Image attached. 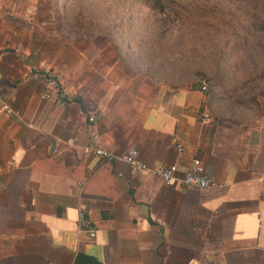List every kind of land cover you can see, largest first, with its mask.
<instances>
[{
  "label": "crops",
  "instance_id": "1",
  "mask_svg": "<svg viewBox=\"0 0 264 264\" xmlns=\"http://www.w3.org/2000/svg\"><path fill=\"white\" fill-rule=\"evenodd\" d=\"M4 5L0 264H264V95L254 107L205 102L198 85L123 75L110 50L53 32V0ZM89 114L117 158L83 152ZM131 148L178 175L198 157L222 185L166 184L119 159ZM80 211L93 237L77 232Z\"/></svg>",
  "mask_w": 264,
  "mask_h": 264
},
{
  "label": "rangeland",
  "instance_id": "2",
  "mask_svg": "<svg viewBox=\"0 0 264 264\" xmlns=\"http://www.w3.org/2000/svg\"><path fill=\"white\" fill-rule=\"evenodd\" d=\"M54 6L61 18L52 17L53 32L110 50L123 75L217 91L264 89L259 79L244 84L252 62H264V0H58Z\"/></svg>",
  "mask_w": 264,
  "mask_h": 264
},
{
  "label": "built area",
  "instance_id": "3",
  "mask_svg": "<svg viewBox=\"0 0 264 264\" xmlns=\"http://www.w3.org/2000/svg\"><path fill=\"white\" fill-rule=\"evenodd\" d=\"M14 15V10L8 6H0V22L4 21L6 18L12 17ZM29 28L32 31L40 32L44 30L45 26L42 22H37V20L29 22ZM200 90L207 91V87L205 84L199 85ZM52 95L50 91H45L41 95L42 98H49ZM58 104L62 107L67 106V101L61 99L57 94L52 95ZM5 99L0 97V104L4 105L5 111L8 115H12V110L5 105ZM203 119L205 122H209L211 120L210 115L208 113L203 114ZM88 125L90 128L88 129V136L86 139V143L83 146L82 150L84 153H93L103 159L112 160L117 158L112 153L107 150H104L99 145V134L97 130L93 127L96 116L93 114H89L87 117ZM176 148L178 151H184L185 147L178 143L176 144ZM119 159L123 160L130 166H132L135 170H144L146 172H153L157 174L161 180L166 184H179L185 188H197V189H206V188H214L220 187L222 184L213 180V178L207 173L205 166L202 161L198 157H193L189 161L186 169L181 175H178V168L176 163H172L163 167L153 168L145 164L141 161L139 157V151L136 148H131L127 150ZM77 232L78 233H87L90 237L95 235V230L90 226V223L87 220L86 214L83 211L78 213L77 217Z\"/></svg>",
  "mask_w": 264,
  "mask_h": 264
},
{
  "label": "trees",
  "instance_id": "4",
  "mask_svg": "<svg viewBox=\"0 0 264 264\" xmlns=\"http://www.w3.org/2000/svg\"><path fill=\"white\" fill-rule=\"evenodd\" d=\"M57 1L58 0H53V5L56 4ZM220 2H222V0H218V3ZM56 9L57 6H54L53 16L54 19L56 18L59 21L61 17L59 18V16L56 15ZM255 79L264 81V62H262V60L261 62H259V60L252 62L251 69L248 73V78L245 80L244 84L246 82H255ZM257 83L264 87V84H260V82ZM252 88L253 86H249L247 90H241L239 87L236 89L232 87V89L228 91H217L211 88L207 91V98L205 99V102L213 98H224L233 104L245 107H254L257 104V96L264 95V89L258 90V88H256V90H252Z\"/></svg>",
  "mask_w": 264,
  "mask_h": 264
}]
</instances>
